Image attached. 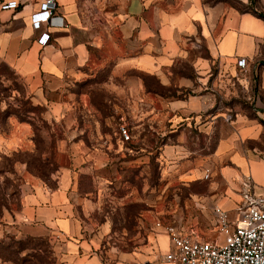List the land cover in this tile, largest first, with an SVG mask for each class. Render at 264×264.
Instances as JSON below:
<instances>
[{
    "label": "crops",
    "instance_id": "crops-1",
    "mask_svg": "<svg viewBox=\"0 0 264 264\" xmlns=\"http://www.w3.org/2000/svg\"><path fill=\"white\" fill-rule=\"evenodd\" d=\"M11 1L19 7L0 10V62L30 86L44 80H84L92 70L107 66L117 73L129 69L155 78L162 88L177 92L161 98L160 157L185 156L211 172L217 168L229 194L219 204L237 217L241 177L251 174L264 190V0H56L57 15L66 26L51 28L45 47L37 43L31 23L45 0L0 4ZM240 59L249 65L246 76L257 79L259 105L234 116L228 108L218 109L216 94L226 77L242 73ZM132 91L152 101L144 84ZM154 114L146 118V127L159 121ZM230 115L232 121L227 120ZM96 142L111 144L105 137ZM81 143L74 148L72 166L58 174L54 187L38 183L25 190L20 213L1 230L0 239L13 230L30 237L54 232L64 240L71 264H108L98 246L110 231L105 206L116 184L102 174L141 167L153 148L141 140L122 154L121 147L111 144L112 154L106 146ZM124 158V165L118 164ZM166 235L157 237V252L151 249L154 255L144 262L169 264L161 257L173 250ZM163 239L167 247L162 249Z\"/></svg>",
    "mask_w": 264,
    "mask_h": 264
},
{
    "label": "rangeland",
    "instance_id": "rangeland-1",
    "mask_svg": "<svg viewBox=\"0 0 264 264\" xmlns=\"http://www.w3.org/2000/svg\"><path fill=\"white\" fill-rule=\"evenodd\" d=\"M244 75L231 74L224 79L225 86L216 94L219 110L228 108L236 116L256 108L254 81ZM140 84L146 86L152 101L132 91ZM175 95L176 90L162 88L155 78L129 69L117 73L108 66L92 70L84 80H44L42 85L30 86L0 62V232L20 213L25 190L38 183L55 186L58 174L72 166L74 148L82 141L106 146L115 154L109 149L112 144L127 154L131 146L146 140L153 148L147 163L102 174L116 187L105 206L110 231L99 242L101 258L108 264H143L154 255L152 251L157 252V237H167V226L195 232L203 240L221 241L215 209L227 211L219 200L229 194L218 169L211 172L209 167L196 166L193 158L165 160L159 154L163 144L161 98ZM148 103L154 109L148 110ZM153 113L159 121L152 128L146 127V118ZM123 125L130 129L129 144L120 138ZM101 137L111 144L96 142ZM229 215L237 218L236 212ZM0 242L16 243L14 254L10 259L0 256V264H71L64 240L54 232L30 237L13 230ZM21 243L25 249L17 253ZM161 247H167L165 239Z\"/></svg>",
    "mask_w": 264,
    "mask_h": 264
},
{
    "label": "built area",
    "instance_id": "built-area-1",
    "mask_svg": "<svg viewBox=\"0 0 264 264\" xmlns=\"http://www.w3.org/2000/svg\"><path fill=\"white\" fill-rule=\"evenodd\" d=\"M19 7L17 1L0 4V10H14ZM31 23L38 33L37 43L47 46L50 43L51 28H64V19L57 15L56 0H45L38 12L32 15ZM242 74H249L246 59L237 63ZM258 102L256 107L258 108ZM228 121L233 117L227 116ZM120 138L123 143L132 142L128 126H120ZM210 173V171H208ZM209 173L206 178H209ZM241 205L238 217L233 220L229 213L220 207L215 209L219 223L221 241L201 239L198 234H184L173 226L165 231L170 237L173 250L162 256L169 264H264V190H259L251 174H244L240 180ZM143 264H159L144 262Z\"/></svg>",
    "mask_w": 264,
    "mask_h": 264
},
{
    "label": "trees",
    "instance_id": "trees-1",
    "mask_svg": "<svg viewBox=\"0 0 264 264\" xmlns=\"http://www.w3.org/2000/svg\"><path fill=\"white\" fill-rule=\"evenodd\" d=\"M253 80L256 83L257 79L253 78ZM15 246H16V243L13 245V244H7L5 242H0V256H7L10 259L9 256L11 254H14L13 249ZM24 249H25V246L23 243H21L18 247L19 251L17 253H19L21 250H24Z\"/></svg>",
    "mask_w": 264,
    "mask_h": 264
}]
</instances>
